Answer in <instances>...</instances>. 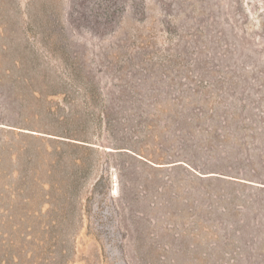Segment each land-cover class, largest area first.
<instances>
[{"label": "rangeland", "instance_id": "1", "mask_svg": "<svg viewBox=\"0 0 264 264\" xmlns=\"http://www.w3.org/2000/svg\"><path fill=\"white\" fill-rule=\"evenodd\" d=\"M0 264H264V0H0Z\"/></svg>", "mask_w": 264, "mask_h": 264}]
</instances>
